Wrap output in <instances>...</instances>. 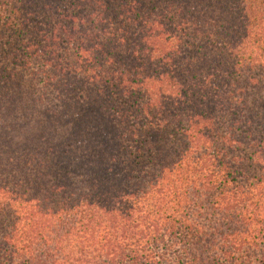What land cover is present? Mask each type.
<instances>
[{"label":"trees","instance_id":"16d2710c","mask_svg":"<svg viewBox=\"0 0 264 264\" xmlns=\"http://www.w3.org/2000/svg\"><path fill=\"white\" fill-rule=\"evenodd\" d=\"M0 264H264V0H0Z\"/></svg>","mask_w":264,"mask_h":264}]
</instances>
